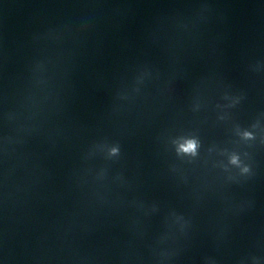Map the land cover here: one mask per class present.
<instances>
[{
  "label": "clouds",
  "instance_id": "9594fccd",
  "mask_svg": "<svg viewBox=\"0 0 264 264\" xmlns=\"http://www.w3.org/2000/svg\"><path fill=\"white\" fill-rule=\"evenodd\" d=\"M195 148V141H187L185 144L181 145V150L186 153H194ZM113 151H115V149Z\"/></svg>",
  "mask_w": 264,
  "mask_h": 264
}]
</instances>
